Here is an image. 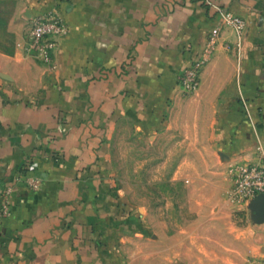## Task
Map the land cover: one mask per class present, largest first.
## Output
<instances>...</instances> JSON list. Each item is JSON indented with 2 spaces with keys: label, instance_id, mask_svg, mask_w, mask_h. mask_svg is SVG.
Instances as JSON below:
<instances>
[{
  "label": "crops",
  "instance_id": "crops-1",
  "mask_svg": "<svg viewBox=\"0 0 264 264\" xmlns=\"http://www.w3.org/2000/svg\"><path fill=\"white\" fill-rule=\"evenodd\" d=\"M7 1L25 25L54 9L67 32L53 68L15 45L0 53V187L11 186L0 264H118L110 143L124 123L149 140L172 132L196 146L206 136L229 162L264 149V0H211L245 21L238 69L231 29L201 0ZM211 33L186 93L177 76ZM22 173L39 176V188Z\"/></svg>",
  "mask_w": 264,
  "mask_h": 264
},
{
  "label": "rangeland",
  "instance_id": "rangeland-1",
  "mask_svg": "<svg viewBox=\"0 0 264 264\" xmlns=\"http://www.w3.org/2000/svg\"><path fill=\"white\" fill-rule=\"evenodd\" d=\"M25 24L0 0V53H11ZM172 132L149 140L127 123L110 143V165L123 235L118 264H249L264 248V223L247 203L227 200L230 167L206 136L178 143Z\"/></svg>",
  "mask_w": 264,
  "mask_h": 264
},
{
  "label": "built area",
  "instance_id": "built-area-1",
  "mask_svg": "<svg viewBox=\"0 0 264 264\" xmlns=\"http://www.w3.org/2000/svg\"><path fill=\"white\" fill-rule=\"evenodd\" d=\"M201 1L214 11L219 24L231 29L234 37L233 58L238 69L241 59V40L246 25L244 19L211 0ZM25 22V33L15 42V47L20 52L53 68L52 53L57 39L67 32L66 24L54 9L29 14ZM214 45L215 33H211L203 46L191 55L188 64L178 74L177 84L184 92H192L197 87L199 70L208 60ZM244 111L249 117L247 111ZM256 150L258 157L255 160L237 162L230 167L232 183L226 191V198L231 203L248 204L257 194H264V149L258 145ZM17 179L22 181L30 191L37 190L41 184V178L35 174L22 173ZM10 192V185L0 187V222L10 214L8 203ZM249 264H264V255L253 257Z\"/></svg>",
  "mask_w": 264,
  "mask_h": 264
},
{
  "label": "water",
  "instance_id": "water-1",
  "mask_svg": "<svg viewBox=\"0 0 264 264\" xmlns=\"http://www.w3.org/2000/svg\"><path fill=\"white\" fill-rule=\"evenodd\" d=\"M248 207L255 223H264V194H257L249 203Z\"/></svg>",
  "mask_w": 264,
  "mask_h": 264
}]
</instances>
